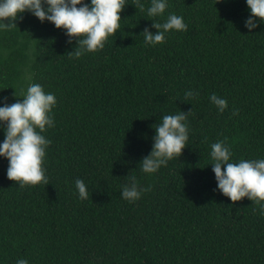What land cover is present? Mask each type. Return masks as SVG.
I'll use <instances>...</instances> for the list:
<instances>
[{"label":"trees","instance_id":"1","mask_svg":"<svg viewBox=\"0 0 264 264\" xmlns=\"http://www.w3.org/2000/svg\"><path fill=\"white\" fill-rule=\"evenodd\" d=\"M165 2L164 13L149 17L151 0H141L144 11L125 0L117 32L79 58L68 55L79 38L69 44L66 29L27 10L17 28L0 29V107L3 98L23 102L32 84L56 98L53 126H34L51 141L41 164L47 185L21 188L0 156V264H264V210L224 196L211 165L220 141L230 163L264 160V22L245 27L246 0ZM172 14L187 30L146 43L144 28L156 33L152 23ZM188 91L198 96L185 98ZM212 94L227 100L223 113ZM181 111L186 147L143 173L153 126ZM6 127L0 121V145ZM131 176L151 188L135 202L122 197Z\"/></svg>","mask_w":264,"mask_h":264},{"label":"clouds","instance_id":"2","mask_svg":"<svg viewBox=\"0 0 264 264\" xmlns=\"http://www.w3.org/2000/svg\"><path fill=\"white\" fill-rule=\"evenodd\" d=\"M251 16L246 20L245 27L251 31L256 28L255 18L264 22V0H246ZM44 5H47L45 8ZM77 5H81L79 8ZM125 0H91V4L82 0H2L0 2V29L11 30L17 28L15 21L22 20L26 10L31 12L41 22L45 20L53 23L57 29H66L69 44L72 38H79L69 57L79 58L86 52H95L104 47V41L117 32L120 27V13L125 7ZM165 0H151L147 9L149 17H155L165 12ZM136 9L144 11L145 5L141 0H135ZM7 20V22H5ZM157 29L152 33L144 28L142 34L148 44H159L165 39L169 30H187L183 18L175 14L169 15L163 24L152 23ZM162 29V31H161ZM23 93V89H21ZM16 96V94L14 93ZM198 92L188 91L185 98H195ZM17 97V96H16ZM23 102L8 105L7 98L4 106L0 107V121L7 122L5 141L0 145V156L9 160L7 177L12 181H22L23 188L27 184H38L47 180L41 168L42 158L45 156L44 146L51 144L42 135L37 134L34 126L41 131L45 125L53 126V118L48 115L52 106L56 104L53 94H45L39 84H32L23 95ZM210 101L215 104L220 113L227 108V100L212 94ZM187 114L180 112L176 115H165L162 123L154 125L156 135L151 153L139 163L143 173H155L161 166H166L168 160L181 155L188 140ZM233 115H238L237 111ZM212 170L215 173L218 189L232 202L240 201L244 197L259 204L264 210V160H241L238 164L230 163L231 152L224 142L211 145ZM130 185H124L122 197L130 202L138 200L143 192L151 188H140L135 176L128 177ZM79 199L88 197V191L83 180L75 181ZM17 264H28L25 259H19Z\"/></svg>","mask_w":264,"mask_h":264}]
</instances>
